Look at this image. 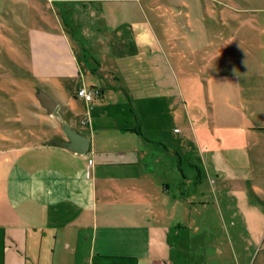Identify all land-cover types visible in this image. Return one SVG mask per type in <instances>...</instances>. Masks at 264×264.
Returning a JSON list of instances; mask_svg holds the SVG:
<instances>
[{"label":"crops","instance_id":"1","mask_svg":"<svg viewBox=\"0 0 264 264\" xmlns=\"http://www.w3.org/2000/svg\"><path fill=\"white\" fill-rule=\"evenodd\" d=\"M108 1L120 0H0V47L18 45L27 57L7 61L11 75L0 60V83L13 79L11 91L0 87V264H264V74L240 76V87L224 93L233 105L210 169L184 173L177 153H161L138 128L129 130L136 148L112 150L92 113L74 114L70 101L80 87L98 90L83 100L91 109L106 97L104 85L115 86L88 67L84 34L55 9ZM104 15L95 10L97 21ZM111 29L106 23L96 36ZM118 31L108 44L128 57L131 43ZM87 69L99 83L83 84ZM40 95L55 106L51 114ZM64 127L88 139L84 154L63 147Z\"/></svg>","mask_w":264,"mask_h":264},{"label":"rangeland","instance_id":"2","mask_svg":"<svg viewBox=\"0 0 264 264\" xmlns=\"http://www.w3.org/2000/svg\"><path fill=\"white\" fill-rule=\"evenodd\" d=\"M100 7L107 20L97 21L94 16ZM56 8L69 30L84 34L83 49L91 55L88 67L96 68L104 82L116 87L104 85L106 97L96 99L91 109L82 99L71 97L72 112L87 118L92 113L97 134L111 140L112 150L136 148L129 130L138 128L146 141L157 140L155 147L161 153H177L184 173L210 169L208 159L214 155L216 139L226 133L223 124L228 120L227 108L233 105V96L224 93L240 87V76L264 74L255 63L263 55L254 52L256 45H263L259 42L264 39V0H120ZM106 23L119 29L117 38L123 34L129 39L128 57H120L122 45L111 50L107 38L114 37V29L104 37L96 36L97 28ZM125 23L129 25L119 27ZM17 46L0 47V60L9 75L16 72L7 61L21 55L27 58L26 49L20 54ZM12 80L2 81L0 87L11 91ZM94 82L99 83L98 78L87 69L83 84L88 87ZM103 113L109 117H102ZM224 152L218 146L217 154Z\"/></svg>","mask_w":264,"mask_h":264},{"label":"water","instance_id":"3","mask_svg":"<svg viewBox=\"0 0 264 264\" xmlns=\"http://www.w3.org/2000/svg\"><path fill=\"white\" fill-rule=\"evenodd\" d=\"M38 99L41 105L46 109V111L51 114L55 108L51 100L43 95H40ZM63 131L68 140V143H64L63 147L70 150L71 152L84 154L88 147V139L70 130L67 127H64Z\"/></svg>","mask_w":264,"mask_h":264},{"label":"built area","instance_id":"4","mask_svg":"<svg viewBox=\"0 0 264 264\" xmlns=\"http://www.w3.org/2000/svg\"><path fill=\"white\" fill-rule=\"evenodd\" d=\"M99 95V91L98 90H93V89H88L85 87H80L77 89L76 91V97L79 99L84 100L85 102H90L93 100V97L98 96ZM85 124V123H83ZM91 163V161H89V164Z\"/></svg>","mask_w":264,"mask_h":264}]
</instances>
